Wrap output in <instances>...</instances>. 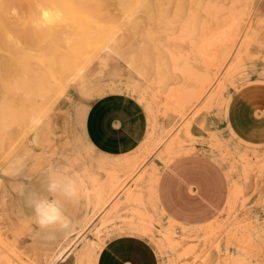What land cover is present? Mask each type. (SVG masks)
I'll list each match as a JSON object with an SVG mask.
<instances>
[{"label": "rangeland", "instance_id": "1", "mask_svg": "<svg viewBox=\"0 0 264 264\" xmlns=\"http://www.w3.org/2000/svg\"><path fill=\"white\" fill-rule=\"evenodd\" d=\"M12 2L9 30L27 29L33 4ZM91 10L84 28L22 40L18 63L0 49V264H94L119 235L141 239L156 264H264V0H97ZM116 91L142 105L145 132L102 166L83 116ZM190 156L216 180L198 221L170 217L158 196L161 174ZM37 198L61 218L37 223Z\"/></svg>", "mask_w": 264, "mask_h": 264}, {"label": "crops", "instance_id": "2", "mask_svg": "<svg viewBox=\"0 0 264 264\" xmlns=\"http://www.w3.org/2000/svg\"><path fill=\"white\" fill-rule=\"evenodd\" d=\"M146 117L142 105L131 95L107 92L94 98L83 116V135L97 152L105 156L101 165L106 166L109 155H121L132 150L142 139ZM203 159L196 156L174 161L160 176L158 196L170 217L182 221H198L207 213L198 203L207 197L215 184L214 172L203 168ZM202 165V166H199ZM193 184L196 193L187 192ZM107 191V176L101 190ZM41 216L50 220L61 218L58 205L52 198H37ZM35 219L39 217L35 212ZM40 224V223H39ZM94 264H156L151 249L133 235H119L105 242Z\"/></svg>", "mask_w": 264, "mask_h": 264}, {"label": "bare ground", "instance_id": "3", "mask_svg": "<svg viewBox=\"0 0 264 264\" xmlns=\"http://www.w3.org/2000/svg\"><path fill=\"white\" fill-rule=\"evenodd\" d=\"M11 1L12 0H0V49L6 52H11V51L14 52L15 62L18 63L21 60L22 58L21 56L23 55V52L25 50V48L22 47L20 43L22 40L28 39V40L36 42L37 40L41 39L44 36H53V37L57 36L58 37V35H62L64 33L65 28H67V30H70L73 28L78 29L81 26L84 28L85 26L84 24L88 22V25H89V21L91 19L90 13L92 14L93 12L91 10V5L95 4L97 0H24V1H28L33 4V6L31 5L33 7L32 12L29 15L31 24L29 25L27 29L18 30V31L9 30L10 25L13 23V21L10 19L8 15L7 5ZM12 3H13V6H17V5H14V0ZM20 4L18 7H20ZM19 12L20 11H18L17 13ZM15 21H17L18 23L23 22L22 18H20L19 16H15ZM67 40L69 41L70 39H67ZM7 61H8V58H7ZM6 65L8 64L5 63V66ZM11 67L9 68L11 69ZM1 69L2 67L0 63V79H4L5 76L1 72ZM20 76L23 80L22 75ZM3 107L4 106H2V108ZM2 119H4V117ZM1 124L4 125L5 123H1ZM107 203H110V202L108 201Z\"/></svg>", "mask_w": 264, "mask_h": 264}, {"label": "clouds", "instance_id": "4", "mask_svg": "<svg viewBox=\"0 0 264 264\" xmlns=\"http://www.w3.org/2000/svg\"><path fill=\"white\" fill-rule=\"evenodd\" d=\"M35 211H36L37 216L39 217V223L41 224V226H46V225L54 222L53 220H50V219H47V218H44L43 216H41V205L40 204H37L35 206ZM59 219H60V217L56 218V220H59Z\"/></svg>", "mask_w": 264, "mask_h": 264}]
</instances>
